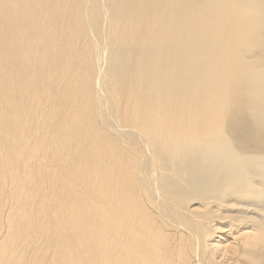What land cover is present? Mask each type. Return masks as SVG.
<instances>
[{
    "label": "bare ground",
    "instance_id": "bare-ground-1",
    "mask_svg": "<svg viewBox=\"0 0 264 264\" xmlns=\"http://www.w3.org/2000/svg\"><path fill=\"white\" fill-rule=\"evenodd\" d=\"M0 264H264V0H0Z\"/></svg>",
    "mask_w": 264,
    "mask_h": 264
}]
</instances>
